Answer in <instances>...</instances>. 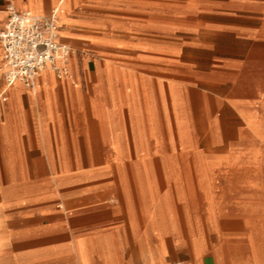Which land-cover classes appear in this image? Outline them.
Instances as JSON below:
<instances>
[{
    "label": "crops",
    "instance_id": "1",
    "mask_svg": "<svg viewBox=\"0 0 264 264\" xmlns=\"http://www.w3.org/2000/svg\"><path fill=\"white\" fill-rule=\"evenodd\" d=\"M12 2L73 54L0 42V264H264V0Z\"/></svg>",
    "mask_w": 264,
    "mask_h": 264
},
{
    "label": "built area",
    "instance_id": "2",
    "mask_svg": "<svg viewBox=\"0 0 264 264\" xmlns=\"http://www.w3.org/2000/svg\"><path fill=\"white\" fill-rule=\"evenodd\" d=\"M7 12L8 22L5 31L0 34L6 84L13 86L21 83L30 91H35L37 79L45 71L53 72L59 80L69 78L73 50L59 42V12L54 10L50 16L20 12L12 0H7Z\"/></svg>",
    "mask_w": 264,
    "mask_h": 264
},
{
    "label": "rangeland",
    "instance_id": "3",
    "mask_svg": "<svg viewBox=\"0 0 264 264\" xmlns=\"http://www.w3.org/2000/svg\"><path fill=\"white\" fill-rule=\"evenodd\" d=\"M186 1L187 0H179V5L180 6H186ZM58 203H59V201L56 200V201L53 202V205H57Z\"/></svg>",
    "mask_w": 264,
    "mask_h": 264
},
{
    "label": "bare ground",
    "instance_id": "4",
    "mask_svg": "<svg viewBox=\"0 0 264 264\" xmlns=\"http://www.w3.org/2000/svg\"><path fill=\"white\" fill-rule=\"evenodd\" d=\"M59 12V11H58Z\"/></svg>",
    "mask_w": 264,
    "mask_h": 264
}]
</instances>
